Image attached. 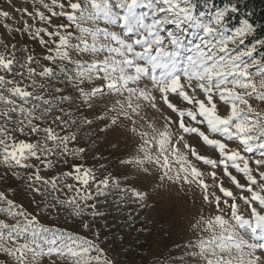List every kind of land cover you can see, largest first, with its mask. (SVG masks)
Listing matches in <instances>:
<instances>
[{"label": "snow or ice", "instance_id": "6c2138e0", "mask_svg": "<svg viewBox=\"0 0 264 264\" xmlns=\"http://www.w3.org/2000/svg\"><path fill=\"white\" fill-rule=\"evenodd\" d=\"M8 4L28 19L22 27L5 23L4 28L45 46L42 59L49 63H40L26 44L18 48L0 40V183L21 181L33 194L51 197L46 207L70 209L73 216L91 210L94 217L103 213L89 202L112 188L120 190L121 199L146 208L152 199L155 209L173 193L199 189L215 211L197 212L188 221L198 234L186 245L189 264H264V51L257 56L264 39L245 45L256 26L245 19L229 31L228 17L238 10L231 3L206 16L197 14L193 0H32L31 11L14 7L12 0ZM11 16L0 9V19ZM53 18L75 23L79 43L72 42L71 24H54ZM198 33L196 40L189 38ZM57 75L75 98L63 94ZM77 99L88 109L79 118L71 107L65 111V104ZM145 109L159 113L163 123L141 116ZM93 126L106 139H133L136 150L124 163L151 181L150 191L121 187L111 175L98 177L93 168L75 162L91 147L81 145L83 136L91 139L82 129ZM188 135L217 157L202 154ZM69 158L74 162L67 171L41 173L68 164ZM225 178L237 192L225 186ZM65 191L72 195H54ZM14 194L10 185L0 190V264H40L44 257L49 264H115L104 247L86 238L39 243L37 237L46 241L52 230L37 227V217ZM82 226L89 227L83 221Z\"/></svg>", "mask_w": 264, "mask_h": 264}, {"label": "rangeland", "instance_id": "374dc122", "mask_svg": "<svg viewBox=\"0 0 264 264\" xmlns=\"http://www.w3.org/2000/svg\"><path fill=\"white\" fill-rule=\"evenodd\" d=\"M49 2V0H45ZM12 5L18 8L27 7L32 10V0H12ZM225 8V7H223ZM215 8L212 6L206 7V10L202 13L197 12L200 16H206L215 10L223 9ZM0 9L12 11V16L7 21L0 19V40L5 42L16 43L20 48L22 45H27L30 51H34L40 63L47 64L49 62L44 61L42 57L46 54L47 49L42 46L38 41L33 40L27 34H18L9 32L4 28V24L7 23L11 27H22L23 20L28 19L20 12L12 10L8 4V0H0ZM246 18H242L238 25H230L228 21V30L232 31L237 27H240L242 22ZM29 24H33L36 27L44 26L38 20H28ZM53 23H69L71 28L69 29L73 33V43H79L76 37L79 35L75 23L68 22L64 18H53ZM103 26V25H101ZM174 28V26H168ZM110 30L119 31V26H109ZM51 30V28L49 29ZM197 36L189 35L190 39L196 40ZM256 31L253 36H250L246 41V46H251L254 40ZM13 37H15L13 39ZM46 40H50L45 36ZM260 39H264L260 38ZM260 51L259 49L257 56ZM18 56H23L25 53L18 52ZM77 53H73V58H76ZM87 60V56L81 57ZM57 86L64 88L63 94H71L74 98L76 93L70 85H66L62 76H56ZM174 101H178L173 97ZM183 106V105H181ZM71 107V111L74 117L79 118L82 114H88V109L80 105L79 100H76L74 105L69 106L65 104V111L67 112ZM98 108H103V103L97 104ZM79 108L80 112L77 113L76 109ZM160 108L165 115H172L175 119V115L171 114L169 110L160 105ZM221 114L224 112V107H220ZM147 115L154 121L162 124L163 121L159 113H153L151 110L145 109L141 112V116ZM89 118H93L89 115ZM51 120V117L47 118ZM104 127L103 124L100 125ZM59 130V129H58ZM84 133H88L91 139L87 136H83ZM81 145H90V149L85 155L77 158L75 162L80 163L84 167L93 168L96 171L97 176L111 175L115 180H118L121 187L126 185H132L150 191L152 184L151 181L146 178L142 173L138 172L134 165L124 163V161L131 158V155L135 152V142L130 136L121 135L119 137L105 138L103 134L98 133V129L94 126L91 130L87 127L82 129ZM98 137V138H97ZM25 138V137H21ZM188 141L195 145L197 149L202 153L209 155L213 158L217 157V153L209 146L204 145L197 137L188 135L186 137ZM27 139L34 140V137H27ZM95 140V144L92 141ZM74 161L69 158L68 164L60 163L53 169H41V173L46 177H51L53 174H59L61 171H67L69 165ZM103 165V168H101ZM218 172L220 170H217ZM4 174V170L0 167V176ZM233 174L237 175L241 182H244L243 177L233 170ZM73 183V181H68ZM11 186L15 190L14 198L18 204H22L24 209L37 217L39 225L52 230L46 233L47 240L42 241L40 237H37L39 243L50 245L53 239L56 240V244L68 241L69 237L86 238L92 240L95 243L105 248L108 257L115 261V264H189V258L185 255L186 245L189 241H195L198 234H194L193 230L189 227L188 221L196 217L197 212H202L204 215H211L215 209L201 199V192L196 189L193 192L191 189L182 191L180 193H173L174 198H170L156 209L155 202L150 199L148 202L151 207H143L140 203L133 202L131 198L121 199L120 190L112 188L105 195L95 196V199L89 203H95L99 212L103 213L100 216H92L91 210H86L83 216H73L70 214V209L63 207H46V204H51V197L42 198L39 194H33L29 191L24 183L21 181L9 180L0 183V190H4L7 186ZM225 186L232 187L234 192L238 190L231 184L227 178H225ZM215 190V189H213ZM217 194L220 193L217 191ZM56 196H70L71 193L56 192ZM10 198L13 197L12 193H9ZM3 214L0 213V218ZM82 221L88 223L89 227L82 226ZM12 222V221H9ZM55 231V236L53 232ZM31 238V233L28 234ZM40 264H49V259L44 257L41 259Z\"/></svg>", "mask_w": 264, "mask_h": 264}, {"label": "trees", "instance_id": "16d2710c", "mask_svg": "<svg viewBox=\"0 0 264 264\" xmlns=\"http://www.w3.org/2000/svg\"><path fill=\"white\" fill-rule=\"evenodd\" d=\"M196 5V11L202 13L206 7L223 8L234 4L237 11L228 17L230 25H238L242 18L256 26L255 39L264 37V0H193Z\"/></svg>", "mask_w": 264, "mask_h": 264}]
</instances>
